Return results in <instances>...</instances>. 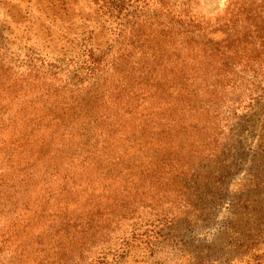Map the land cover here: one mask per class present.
<instances>
[{
	"label": "rangeland",
	"instance_id": "1",
	"mask_svg": "<svg viewBox=\"0 0 264 264\" xmlns=\"http://www.w3.org/2000/svg\"><path fill=\"white\" fill-rule=\"evenodd\" d=\"M113 1L0 0V54L22 72L30 62L59 67L60 80L47 78L42 85L59 86L70 83L74 74L85 76L80 68L84 50L106 52L107 59L120 53L136 58L138 50L124 40V25L135 15L152 26L179 11L213 23L225 17L232 0H124L120 12L112 13ZM214 44L222 51L228 42ZM236 51L231 59L220 56L218 63L189 60L185 69L203 74L201 87L218 78L210 64L224 71L217 88L219 107L202 101V109L181 114L174 108L171 135L151 144L108 138L117 146L115 157L128 147L122 159L130 167L102 175L75 158L65 170L67 189L60 175L43 174L52 163L37 162L26 192L14 196L10 186L15 172L31 157L16 152L10 159L16 130L0 129V264H44L43 234L59 221L47 215L63 212L77 224L92 219L98 226L76 251L77 264H264V42L247 48L241 42ZM194 86L192 82L189 88ZM144 106L139 112L156 119L155 104ZM78 140L76 135L57 138L51 150L68 144L69 150L80 152ZM38 143L28 148L34 150ZM148 160H169L170 167L147 170ZM133 162L143 166H131Z\"/></svg>",
	"mask_w": 264,
	"mask_h": 264
},
{
	"label": "trees",
	"instance_id": "2",
	"mask_svg": "<svg viewBox=\"0 0 264 264\" xmlns=\"http://www.w3.org/2000/svg\"><path fill=\"white\" fill-rule=\"evenodd\" d=\"M121 2L124 3V0H114L109 11L120 12ZM263 9L264 0L260 3H255V0H232L222 20L215 18L213 23L208 20L199 22L186 11H179L167 14L168 20H160L156 26H152L146 17L141 18V14L135 15L124 25V34H127L124 40L138 50L136 58L131 53H120V56L113 55L107 59L106 52L84 50L80 68L84 69L85 76L80 78L74 74L70 83L62 82L49 88L42 85L47 78L60 80L56 70L59 67L30 62L26 64L27 72H22L16 70L20 68L12 60L0 54V129L16 130L10 140L14 146V153H9L10 159L16 152H29L31 157V161L15 172L10 186L14 196L17 192H26L35 176L32 170L37 162L52 163L44 166L43 174L49 177L60 175L64 187L65 179L69 178L65 170L71 168L75 158L80 157L79 162L86 167L94 165L102 175L127 169L130 166L124 165L122 158L128 155V147L121 156L115 157L117 146L108 143V138L117 137L129 142V145L151 144L171 135L170 130L176 125L171 117L174 108L181 110L182 114V111L188 112L195 107L202 109L203 102L219 107L217 88L222 86L224 71L210 64V72L218 78L209 87H201L198 81L203 80V74L193 69L189 74L185 70L189 60L218 63L220 56L231 59L241 42L245 48L254 42H264ZM220 32L221 37L215 36ZM214 42H228L227 50L220 51ZM225 67L229 68L228 65ZM196 68L199 69V66ZM192 82L195 86L190 89ZM202 89L204 91L200 93ZM205 93L209 94L208 97H204ZM145 103L149 104L147 108L155 104L152 114L156 119L151 118V113L139 112ZM161 119H165V123ZM46 131H51L48 138L43 137ZM74 135L79 138L77 147L80 152L69 150L68 144L66 148L63 144L51 150L57 138ZM134 137L140 141L130 140ZM142 140H145L144 143ZM37 141V148H28L31 142ZM161 163L148 160L144 167L147 170L170 167L169 160ZM131 166L143 165L133 162ZM61 208L66 209V204ZM47 216L59 221L49 224L43 234L41 249L46 253L44 264H77L79 254L76 251L85 247L89 237L98 232V226H93L92 219L77 224L74 217L64 212ZM42 241L43 238L39 240Z\"/></svg>",
	"mask_w": 264,
	"mask_h": 264
}]
</instances>
